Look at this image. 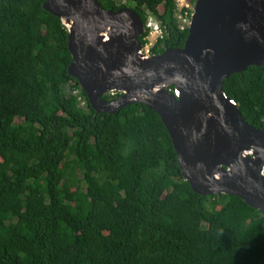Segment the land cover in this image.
Wrapping results in <instances>:
<instances>
[{"label": "trees", "instance_id": "16d2710c", "mask_svg": "<svg viewBox=\"0 0 264 264\" xmlns=\"http://www.w3.org/2000/svg\"><path fill=\"white\" fill-rule=\"evenodd\" d=\"M43 1L0 0V264H264V212L193 191L146 104L95 112L67 71V27ZM126 1L164 29L153 53L183 45L176 0ZM222 88L264 130V65Z\"/></svg>", "mask_w": 264, "mask_h": 264}, {"label": "water", "instance_id": "95a60500", "mask_svg": "<svg viewBox=\"0 0 264 264\" xmlns=\"http://www.w3.org/2000/svg\"><path fill=\"white\" fill-rule=\"evenodd\" d=\"M42 5L67 27V71L95 112L146 104L166 127L193 191L234 194L264 212V130L246 121L222 88L232 72L264 65V0H194L183 45L148 56L140 51L143 20L132 7ZM109 90L120 93L102 97Z\"/></svg>", "mask_w": 264, "mask_h": 264}, {"label": "built area", "instance_id": "2783aa9c", "mask_svg": "<svg viewBox=\"0 0 264 264\" xmlns=\"http://www.w3.org/2000/svg\"><path fill=\"white\" fill-rule=\"evenodd\" d=\"M178 7H179V12H177V18H184L187 19L190 16V8H191V4H190V0H176ZM188 26V25H187ZM144 27L146 29V34L144 36L145 41L143 43H141V47H140V51L142 52V54L148 56L153 54V52L151 51V47L154 44V42L156 41V39L158 37H161L163 35L164 29L160 26V24L153 18V16L148 15L147 20L144 23ZM181 28H183V26L180 25ZM175 93H177L178 91L173 89ZM116 90H109L107 91L110 94H114ZM74 92H77V89H74ZM84 100H81V103H83ZM262 173L264 174V165L261 169Z\"/></svg>", "mask_w": 264, "mask_h": 264}, {"label": "rangeland", "instance_id": "374dc122", "mask_svg": "<svg viewBox=\"0 0 264 264\" xmlns=\"http://www.w3.org/2000/svg\"><path fill=\"white\" fill-rule=\"evenodd\" d=\"M116 1V3H118V4H124L125 6H128L129 4H132L131 2H127L126 0H115ZM190 4H191V8H190V11H191V13H190V16H189V18H187V19H184V18H177V22H179V26L181 25V26H183V27H185V26H187L188 24H189V21H190V18H191V14H192V11H193V5H194V2L192 3L191 1H190ZM130 7V6H129ZM159 9H161V5L159 6ZM180 10H179V8H178V12H179ZM164 33V32H163ZM82 100V99H81ZM81 100H80V103H81Z\"/></svg>", "mask_w": 264, "mask_h": 264}, {"label": "bare ground", "instance_id": "6f19581e", "mask_svg": "<svg viewBox=\"0 0 264 264\" xmlns=\"http://www.w3.org/2000/svg\"><path fill=\"white\" fill-rule=\"evenodd\" d=\"M177 2V1H176ZM177 7H178V4H177ZM179 8V7H178ZM149 15H151V16H153V18L159 23V21H158V19L156 18V16L155 15H153V14H149ZM143 20V19H142ZM65 22V21H64ZM66 24H67V26H70V24H71V22L70 21H67V22H65ZM144 20H143V31L144 30H146L145 29V27H144ZM161 26V25H160ZM162 27V26H161ZM157 40V39H156ZM142 43V42H141Z\"/></svg>", "mask_w": 264, "mask_h": 264}]
</instances>
